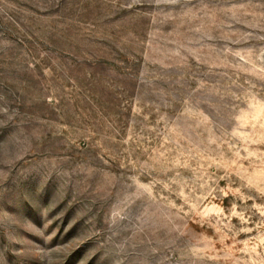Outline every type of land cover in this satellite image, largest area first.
<instances>
[{
	"label": "rangeland",
	"instance_id": "obj_1",
	"mask_svg": "<svg viewBox=\"0 0 264 264\" xmlns=\"http://www.w3.org/2000/svg\"><path fill=\"white\" fill-rule=\"evenodd\" d=\"M0 264H264V0H0Z\"/></svg>",
	"mask_w": 264,
	"mask_h": 264
}]
</instances>
